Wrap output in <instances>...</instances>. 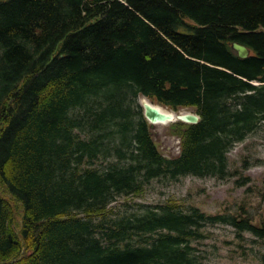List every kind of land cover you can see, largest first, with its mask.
<instances>
[{
  "label": "trees",
  "instance_id": "trees-1",
  "mask_svg": "<svg viewBox=\"0 0 264 264\" xmlns=\"http://www.w3.org/2000/svg\"><path fill=\"white\" fill-rule=\"evenodd\" d=\"M139 96L199 115L170 122L177 155ZM262 121L264 0H0V264H198L216 223L264 239L246 211L110 208L152 179L225 177Z\"/></svg>",
  "mask_w": 264,
  "mask_h": 264
},
{
  "label": "rangeland",
  "instance_id": "rangeland-1",
  "mask_svg": "<svg viewBox=\"0 0 264 264\" xmlns=\"http://www.w3.org/2000/svg\"><path fill=\"white\" fill-rule=\"evenodd\" d=\"M74 113L80 114L79 109ZM170 128L169 122L154 124L152 128L153 139L166 157L177 155L179 149V137ZM227 156L228 174L223 178L186 174L175 180L152 179L140 195L116 196L110 204L111 211L131 213L140 211L142 205L157 207L173 199L182 207L194 205L208 214L246 211L253 220H264V121L244 140L234 142ZM244 175L250 177V182L237 185L236 179ZM203 229L204 237L192 242L198 264H264V239L248 232L239 237L235 228L225 223L206 224Z\"/></svg>",
  "mask_w": 264,
  "mask_h": 264
},
{
  "label": "water",
  "instance_id": "water-1",
  "mask_svg": "<svg viewBox=\"0 0 264 264\" xmlns=\"http://www.w3.org/2000/svg\"><path fill=\"white\" fill-rule=\"evenodd\" d=\"M232 48L237 52L240 58L248 57L250 54V49L239 42H233ZM145 98V101H139L141 106L143 107V114L145 118L151 124L157 123H165V122H173V121H182L186 123H197L199 120V115L191 110L186 111H173L168 110L166 107L160 104L152 103L145 96H140V98Z\"/></svg>",
  "mask_w": 264,
  "mask_h": 264
},
{
  "label": "bare ground",
  "instance_id": "bare-ground-1",
  "mask_svg": "<svg viewBox=\"0 0 264 264\" xmlns=\"http://www.w3.org/2000/svg\"><path fill=\"white\" fill-rule=\"evenodd\" d=\"M141 101H145V98L142 97V98H141ZM163 123H164V122H163Z\"/></svg>",
  "mask_w": 264,
  "mask_h": 264
}]
</instances>
